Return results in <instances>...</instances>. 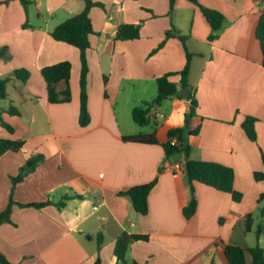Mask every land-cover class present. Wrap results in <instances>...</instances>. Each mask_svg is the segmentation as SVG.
<instances>
[{"label":"crops","instance_id":"obj_1","mask_svg":"<svg viewBox=\"0 0 264 264\" xmlns=\"http://www.w3.org/2000/svg\"><path fill=\"white\" fill-rule=\"evenodd\" d=\"M4 1L0 0V47H7L10 59H0V78H8L0 119L12 132L0 125V139L23 141L19 151L0 155V211L10 194L15 202L10 222L0 224V254L7 261L94 264L99 259V264H118L113 246L121 233L147 237L129 245L126 258L137 264H227V245L250 248L258 243L264 248L258 202L264 181L253 178L254 172L264 170V67L255 38L264 0H198L224 16L211 42L210 26L199 7L187 0H174L172 10L168 0H92L102 7H92L88 14L93 33L86 51L89 121L83 127L78 123L79 51L52 39L49 31L82 12L84 1L30 0L26 10L18 0ZM120 24H138L139 37L115 40ZM171 26L188 37L186 49L195 54L188 84L202 121L199 133L187 139L189 158L230 167L238 201L204 184L191 186L183 153L165 156L161 145L168 141L170 129L184 126L187 98L173 96L151 108L145 126L132 119L135 106L154 98L156 78L184 67L180 40L164 41ZM64 61L70 63V100L50 103L40 69ZM16 69L29 72L26 82L12 76ZM64 87L61 81L56 91ZM10 106L18 115L7 112ZM246 116L256 118L255 142L241 127ZM153 131L158 144L122 141L123 136ZM33 155L43 160L11 186V177ZM154 179L145 215L133 210L128 197L117 194ZM192 194L197 207L186 219L182 208ZM65 196L69 198L63 200ZM46 201L51 204L39 209L18 206ZM258 225L262 232L256 238Z\"/></svg>","mask_w":264,"mask_h":264},{"label":"trees","instance_id":"obj_2","mask_svg":"<svg viewBox=\"0 0 264 264\" xmlns=\"http://www.w3.org/2000/svg\"><path fill=\"white\" fill-rule=\"evenodd\" d=\"M10 0H5L7 3ZM24 10L32 4L30 0H18ZM84 8L79 14L73 15L49 31V35L55 41L64 42L70 46L75 47L79 51L80 60V73H79V115L78 123L80 126H86L89 121L88 111H87V96H86V80L88 74V64L86 60V51L90 47L89 36L93 33L90 19L89 10L92 7H102V4L93 2L92 0H83ZM190 3L199 7L202 16L206 19L208 25L210 26V33L207 37L208 41H214L219 31L223 27L224 16L221 12L204 7L198 4V0H187ZM169 10L173 9L174 0H168ZM139 37V25L138 24H120L115 31V40H134ZM169 37H176L180 40L185 50V64L182 70L178 72L166 73L155 80L156 84V94L154 98L149 102H142L138 106H135L131 111V116L133 121L139 126H145L149 123L148 114L151 108L159 106L164 100L171 98L173 96L181 97V90L184 87L188 88L189 95L187 99L189 100V110L185 117V124L182 128L170 129L167 133L168 141L163 143L161 146L164 150L165 156H169L174 153L181 152L185 157V175L189 184L192 186L193 182L204 184L215 190L229 193L234 201L240 199V194L233 189V170L225 165L208 162V161H196L189 158L190 148L187 143V139L190 136H195L199 133L201 125V117L197 116L195 109L197 102L195 99V92L193 88H190L188 84V75L190 71V63L192 57L195 55L188 52L185 46L187 36L181 35L180 32L174 27L165 32L164 41ZM255 38L259 43L260 52L262 56L261 65L264 67V13L261 14L258 24L255 29ZM162 41L159 44L161 48L164 44ZM0 59L3 61H8L10 55L8 53L7 47H0ZM40 75L46 84L47 97L50 103H64L70 100V91L68 86V80L70 76V63L69 62H59L50 66H45L40 69ZM12 76L21 82H26L29 77V72L25 69H16L12 72ZM177 76L178 81H173L172 78ZM8 81L7 77L0 78V100L5 98L6 83ZM64 82V89L58 93L56 91V85L59 82ZM10 114L18 115V111L10 106L7 109ZM256 118L251 116H246L241 124V127L246 135V137L252 141H256V132L254 124ZM0 125L6 128L9 132H12V128L4 123L0 119ZM175 137L177 140L176 145L170 143V139ZM122 141L141 143V144H158L156 140L154 131L149 134L138 133L135 135L123 136ZM23 146V141L21 140H10V139H0V155L5 152H17ZM43 160L41 155L30 156L25 164L19 168L18 174L15 177H11V186H14L17 182L21 181L28 173L32 172L36 165H38ZM262 167H264V154H261ZM253 178L256 181H264V170L256 171L253 173ZM156 183V179L149 183L136 185L128 188L120 189L117 194L120 196H126L129 198L131 206L135 212L140 215H145L148 211L147 198L148 194L152 190ZM69 196H65L63 200L68 199ZM56 204L58 208L63 207L64 201ZM259 203L262 205L259 207V214L264 217V193L259 196ZM15 202L10 194L9 201L6 208L0 211V224L5 222H10V211L12 205ZM51 204L50 201L43 203H28V204H18L20 207H34L42 208L46 205ZM197 207V201L195 195L192 194L191 200L187 206L182 208V214L187 219L191 217ZM249 221H251V215H247L245 218L246 230L249 229ZM262 232L261 226L258 225L255 234L256 238L259 237ZM146 241L147 237L144 235L137 234H127L121 233L116 237L113 246V255L118 264H137L133 260H128L126 254L129 245L134 241ZM98 249L101 243V236H97ZM224 255L227 264H264V248H261L258 243L250 248H241L238 246L227 245L224 248ZM250 257V261L247 262L246 257ZM0 264H11L7 259L0 254ZM94 264H99V259L96 260Z\"/></svg>","mask_w":264,"mask_h":264},{"label":"water","instance_id":"obj_3","mask_svg":"<svg viewBox=\"0 0 264 264\" xmlns=\"http://www.w3.org/2000/svg\"><path fill=\"white\" fill-rule=\"evenodd\" d=\"M188 95H189L188 88L187 87L182 88V90H181V96L184 97V98H187Z\"/></svg>","mask_w":264,"mask_h":264},{"label":"built area","instance_id":"obj_4","mask_svg":"<svg viewBox=\"0 0 264 264\" xmlns=\"http://www.w3.org/2000/svg\"><path fill=\"white\" fill-rule=\"evenodd\" d=\"M170 143H171L172 145H176V144H177V140H176V138H175V137L171 138V139H170Z\"/></svg>","mask_w":264,"mask_h":264},{"label":"rangeland","instance_id":"obj_5","mask_svg":"<svg viewBox=\"0 0 264 264\" xmlns=\"http://www.w3.org/2000/svg\"><path fill=\"white\" fill-rule=\"evenodd\" d=\"M202 47L204 48V45ZM193 62L199 63L198 59H193Z\"/></svg>","mask_w":264,"mask_h":264}]
</instances>
